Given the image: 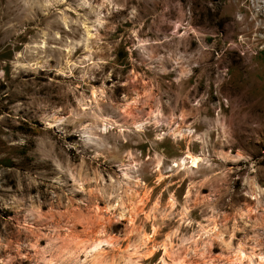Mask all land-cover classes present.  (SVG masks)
I'll use <instances>...</instances> for the list:
<instances>
[{
    "label": "rangeland",
    "instance_id": "obj_1",
    "mask_svg": "<svg viewBox=\"0 0 264 264\" xmlns=\"http://www.w3.org/2000/svg\"><path fill=\"white\" fill-rule=\"evenodd\" d=\"M0 264H264V0H0Z\"/></svg>",
    "mask_w": 264,
    "mask_h": 264
},
{
    "label": "bare ground",
    "instance_id": "obj_2",
    "mask_svg": "<svg viewBox=\"0 0 264 264\" xmlns=\"http://www.w3.org/2000/svg\"><path fill=\"white\" fill-rule=\"evenodd\" d=\"M200 158L197 155H193L190 153H187L185 157L177 160L174 164V167L177 170H182L185 165H188V167H196ZM157 166H159L157 164ZM98 244L94 245L93 247H96Z\"/></svg>",
    "mask_w": 264,
    "mask_h": 264
}]
</instances>
